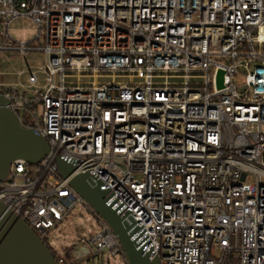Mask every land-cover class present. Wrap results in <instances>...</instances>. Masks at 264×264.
Masks as SVG:
<instances>
[{"label":"built area","instance_id":"built-area-1","mask_svg":"<svg viewBox=\"0 0 264 264\" xmlns=\"http://www.w3.org/2000/svg\"><path fill=\"white\" fill-rule=\"evenodd\" d=\"M20 16L41 46L0 51L42 52L46 84L0 96L49 150L10 164L6 209L46 245L86 204L70 180L88 173L160 264H264V0H0V37ZM96 216L101 231L69 258L50 251L58 264L125 258Z\"/></svg>","mask_w":264,"mask_h":264},{"label":"water","instance_id":"water-1","mask_svg":"<svg viewBox=\"0 0 264 264\" xmlns=\"http://www.w3.org/2000/svg\"><path fill=\"white\" fill-rule=\"evenodd\" d=\"M7 100L0 96V181L8 174L10 164L22 159L36 164L48 154L46 140L30 129L22 128L17 117L5 105ZM60 174L67 178L76 167L73 163L57 159ZM70 186L85 203L110 227L120 242L126 264H160L150 252L130 239L129 226L105 204L106 191L100 190V183H93L88 173L72 177ZM0 264H58L37 235L16 215L6 209L0 201Z\"/></svg>","mask_w":264,"mask_h":264},{"label":"rangeland","instance_id":"rangeland-1","mask_svg":"<svg viewBox=\"0 0 264 264\" xmlns=\"http://www.w3.org/2000/svg\"><path fill=\"white\" fill-rule=\"evenodd\" d=\"M9 41L5 40V32L1 28V45H16L26 43L29 47L39 48L42 38L36 39L37 29L32 28L27 17L20 16L13 18L7 27ZM45 63V56L40 51L27 53L13 50L0 51V85L4 89L16 90L18 94L30 96L34 90L42 89L46 84L42 68ZM34 73L37 77V84L30 86L28 76ZM236 84H241L243 78H234ZM96 213L86 204H77L66 218L56 228L51 229L46 237V245L49 250L61 256L69 252L67 249L77 251L84 245L85 241L92 235L101 231ZM76 264H126L125 258L121 255L111 256L107 252L98 258H86Z\"/></svg>","mask_w":264,"mask_h":264},{"label":"trees","instance_id":"trees-1","mask_svg":"<svg viewBox=\"0 0 264 264\" xmlns=\"http://www.w3.org/2000/svg\"><path fill=\"white\" fill-rule=\"evenodd\" d=\"M67 250H70V249H67ZM65 257H66V258H69V257H70L69 253H66V254H65Z\"/></svg>","mask_w":264,"mask_h":264},{"label":"snow or ice","instance_id":"snow-or-ice-1","mask_svg":"<svg viewBox=\"0 0 264 264\" xmlns=\"http://www.w3.org/2000/svg\"><path fill=\"white\" fill-rule=\"evenodd\" d=\"M107 118V117H106Z\"/></svg>","mask_w":264,"mask_h":264}]
</instances>
